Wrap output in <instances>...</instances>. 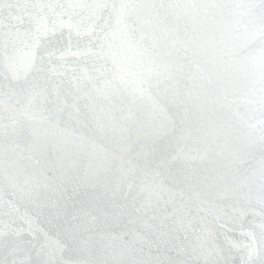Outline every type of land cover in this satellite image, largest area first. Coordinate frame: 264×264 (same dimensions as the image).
Wrapping results in <instances>:
<instances>
[{
	"label": "water",
	"instance_id": "1",
	"mask_svg": "<svg viewBox=\"0 0 264 264\" xmlns=\"http://www.w3.org/2000/svg\"><path fill=\"white\" fill-rule=\"evenodd\" d=\"M0 264H264V0H0Z\"/></svg>",
	"mask_w": 264,
	"mask_h": 264
},
{
	"label": "snow or ice",
	"instance_id": "2",
	"mask_svg": "<svg viewBox=\"0 0 264 264\" xmlns=\"http://www.w3.org/2000/svg\"><path fill=\"white\" fill-rule=\"evenodd\" d=\"M39 71L40 69L35 64L34 54L32 61L27 67L22 68L18 66L16 53L10 50L7 44H5L3 49H0V80L5 82L4 87L13 94L19 95L22 90L12 88L11 85L22 82L25 89H27L35 83V73ZM248 264H251V261Z\"/></svg>",
	"mask_w": 264,
	"mask_h": 264
}]
</instances>
